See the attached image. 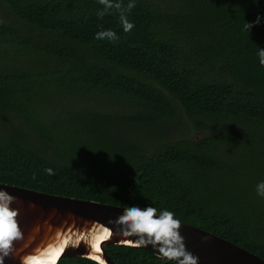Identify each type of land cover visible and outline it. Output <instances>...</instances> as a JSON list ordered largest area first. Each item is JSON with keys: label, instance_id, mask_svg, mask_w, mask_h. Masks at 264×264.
I'll list each match as a JSON object with an SVG mask.
<instances>
[{"label": "trees", "instance_id": "obj_1", "mask_svg": "<svg viewBox=\"0 0 264 264\" xmlns=\"http://www.w3.org/2000/svg\"><path fill=\"white\" fill-rule=\"evenodd\" d=\"M135 5L125 33L115 9L97 15L99 0H0V182L167 209L264 258V198L253 194L264 161L249 158L264 155V20L244 30L264 0ZM109 29L116 42L95 39ZM123 100L143 108L116 109ZM180 109L216 133L169 137ZM105 249L116 264H174Z\"/></svg>", "mask_w": 264, "mask_h": 264}, {"label": "water", "instance_id": "obj_2", "mask_svg": "<svg viewBox=\"0 0 264 264\" xmlns=\"http://www.w3.org/2000/svg\"><path fill=\"white\" fill-rule=\"evenodd\" d=\"M0 189L17 197L18 202L12 206L20 210L18 220L24 232V240L16 242V248L21 249L19 256L6 258L5 264H21L22 256L35 255L39 259V253L49 249L51 255L40 264H57L64 257H85L100 264H116L105 246L122 245L119 241L123 237L113 235L95 246L90 239L103 229L115 231L117 226L109 221L116 220L123 208L132 204H108L4 182H0ZM33 204L35 208L31 207ZM181 222L180 232L187 250L200 258L199 264H264V258L245 247L199 226ZM143 249L158 256L151 245Z\"/></svg>", "mask_w": 264, "mask_h": 264}, {"label": "clouds", "instance_id": "obj_3", "mask_svg": "<svg viewBox=\"0 0 264 264\" xmlns=\"http://www.w3.org/2000/svg\"><path fill=\"white\" fill-rule=\"evenodd\" d=\"M104 6L103 11H99L97 15L103 17L109 14V10L115 9L119 13V20L125 33H130L135 25L128 19V14L136 6L135 0H129L125 6L123 0H99ZM264 17L257 16L254 22H247L244 30L251 31L255 26L260 25ZM95 39H106L116 42L119 37L112 30L99 31L95 35ZM259 62L264 66V48L258 51ZM46 174L54 176L55 172L52 168L45 169ZM32 179L36 176L33 174ZM257 194L264 198V181L257 184ZM18 202L17 197L8 193L6 189H0V264H5L6 258L14 255L19 256L21 249L16 248V242L24 240V232L21 229L18 217L20 215L19 208L12 205ZM35 208V205H31ZM110 224H115L117 229L101 230L100 234L94 235L90 239V243L95 246L110 239L113 235L123 237L119 242L125 246L135 248H147L149 245L156 250L158 257L174 262V264H199V257L187 250L185 238L181 235L180 229L182 222L176 217V213L167 209H157L149 205L141 207L132 205L123 208V213L116 219L110 220ZM131 237H136L135 240ZM206 239V238H205ZM55 247H60L56 245ZM51 255V250H45L37 256H22L21 264H40L41 260H46Z\"/></svg>", "mask_w": 264, "mask_h": 264}, {"label": "rangeland", "instance_id": "obj_4", "mask_svg": "<svg viewBox=\"0 0 264 264\" xmlns=\"http://www.w3.org/2000/svg\"><path fill=\"white\" fill-rule=\"evenodd\" d=\"M113 101L116 102L115 99L112 100V102ZM129 107H134V108L136 107L137 109L143 108L141 106L131 105L127 101L123 100V101L117 102L116 109H120L121 111L128 112L130 111ZM205 122H206V125L209 126L208 129L205 127H201L200 125L194 123V121L189 119L187 115L182 111V109H180V114L177 117L176 121L173 124L171 123L168 126H166L165 132L167 133L169 137L176 138V139L180 137H190L194 139H200L205 135L216 133L217 127H213V124L211 123V121L206 120ZM249 158L253 160L254 169H257L260 161H264V155H261V154H253L249 156ZM253 174H254L255 179L258 181L254 183L253 194L256 199H260L262 197H260L257 194L256 186L261 181H264V172L253 171Z\"/></svg>", "mask_w": 264, "mask_h": 264}, {"label": "bare ground", "instance_id": "obj_5", "mask_svg": "<svg viewBox=\"0 0 264 264\" xmlns=\"http://www.w3.org/2000/svg\"><path fill=\"white\" fill-rule=\"evenodd\" d=\"M47 264H53V262H48Z\"/></svg>", "mask_w": 264, "mask_h": 264}]
</instances>
